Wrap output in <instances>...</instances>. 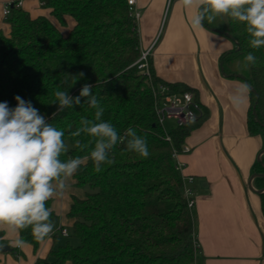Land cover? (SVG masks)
Instances as JSON below:
<instances>
[{
	"label": "trees",
	"instance_id": "trees-1",
	"mask_svg": "<svg viewBox=\"0 0 264 264\" xmlns=\"http://www.w3.org/2000/svg\"><path fill=\"white\" fill-rule=\"evenodd\" d=\"M40 1L61 26H66L67 18L74 25L65 35L49 17L33 18L17 6L11 8L10 33L0 35V102L7 101L14 108L17 95L31 101L49 123L64 131L69 150L61 159L85 157L94 142L83 151L73 145L76 139L87 144L92 138L83 134L72 137L71 133L80 127L82 117L94 119L95 109L85 103L87 98L58 113V105L50 103L57 90L76 97L84 84H90L92 94L104 108L101 120L110 122L120 136L129 127L134 128L146 138L150 155L141 157L128 150L124 141L112 151L114 163L103 165L99 173L88 159L73 176L83 195L72 196L66 215L73 222L66 237L70 239L37 263L202 264L195 245L196 217L188 208L184 180L173 158L175 151L182 153L195 124L166 131L155 112L160 86H167L170 93L195 94L196 90L162 80L151 63L150 79L134 66L141 55L140 38L127 0ZM204 23L217 29L206 20ZM227 25L226 32L240 49L223 56L224 73L242 75L249 89L256 91L250 90L248 130L251 135L264 136V47L250 46L245 24L227 16ZM249 52L255 55L256 63L246 67L244 57ZM240 64H244L242 70L237 69ZM80 73L84 74L82 78L78 77ZM254 108L261 124L255 120ZM263 164L264 156L255 164L254 173L264 174ZM254 185L264 189V177L256 178ZM259 196L264 214V193ZM53 201L49 200L47 206L52 209L55 240L59 234ZM19 234L34 251L48 238L35 237L31 227ZM3 237L0 231V246Z\"/></svg>",
	"mask_w": 264,
	"mask_h": 264
},
{
	"label": "crops",
	"instance_id": "crops-1",
	"mask_svg": "<svg viewBox=\"0 0 264 264\" xmlns=\"http://www.w3.org/2000/svg\"><path fill=\"white\" fill-rule=\"evenodd\" d=\"M18 1L33 18L49 17L65 35L74 25L67 18L66 26H61L40 0H0V35L8 36L11 30L9 18L3 14L5 5ZM137 8L141 13L137 21L140 52L151 49L150 63L159 78L195 89L203 110L185 140L190 151L178 157L182 174L194 178L187 186L195 198V239L202 264H264L261 198L248 185L264 150V136L251 135L248 130L250 89L239 109L231 103L235 89L246 82L221 69L223 56L237 46L205 23L194 29L191 19L195 9L184 8L178 0H137ZM222 30L226 32L228 27ZM68 185L65 194L53 201L58 237L54 240L52 232L34 251L29 244H16L19 233L0 228L3 245L12 249L0 251V264H38L66 242L60 243V229L71 232L73 222L66 215L72 196L83 195L73 177ZM253 186L256 188L254 182Z\"/></svg>",
	"mask_w": 264,
	"mask_h": 264
},
{
	"label": "clouds",
	"instance_id": "clouds-1",
	"mask_svg": "<svg viewBox=\"0 0 264 264\" xmlns=\"http://www.w3.org/2000/svg\"><path fill=\"white\" fill-rule=\"evenodd\" d=\"M178 3L186 9H195L191 19L194 29L202 27L205 20L211 24L217 16L227 15L245 24L253 49L264 47V0H178ZM244 61L246 67L254 65L256 57L249 52ZM83 76L80 73L78 77ZM92 88L84 84L76 97L70 96L68 91L57 90L55 100L50 103L58 105V113L79 105L81 98H87L85 103L95 109L94 119L82 117L80 127L71 133L72 137L83 134L92 138L87 144L76 139L75 148L83 151L93 142L94 147L89 156L67 160L61 159L69 150L63 139L64 131L49 123L31 101L17 95L14 108L7 101L0 102V228L19 233L31 227L35 237H49L54 223L47 202L65 194L68 181L88 159L99 173L103 165L114 163L112 151L118 142L124 141L128 150L143 158L150 155L146 138L138 135L134 128L129 127L124 136H120L110 122L101 120L104 108L92 94ZM248 92V84L241 83L230 98L233 107L239 109ZM23 243L20 239L16 241L18 246Z\"/></svg>",
	"mask_w": 264,
	"mask_h": 264
},
{
	"label": "built area",
	"instance_id": "built-area-1",
	"mask_svg": "<svg viewBox=\"0 0 264 264\" xmlns=\"http://www.w3.org/2000/svg\"><path fill=\"white\" fill-rule=\"evenodd\" d=\"M130 15L137 22L141 16L140 11L137 8V0H127ZM17 6L21 8L22 2H10L5 5L3 14L5 18L11 16V8ZM151 49L141 52L139 59L135 62L134 66L146 77L150 79L151 73L149 70ZM155 112L159 124L164 128V122L166 120H174L176 126H187L196 122L199 115H202L203 110L199 102L197 101L194 93H170L167 86H160L158 97L156 100ZM169 139V138H168ZM190 148L184 146L182 153L189 152ZM180 153L174 152L173 158L176 161V169L181 173L184 180V196L188 203V208L193 211L195 206V198L193 197L192 189L188 188L187 183L193 181V176L185 177L182 174L183 165L178 161ZM61 233L64 237L69 235L68 231L63 228ZM196 248L197 247V244Z\"/></svg>",
	"mask_w": 264,
	"mask_h": 264
},
{
	"label": "water",
	"instance_id": "water-1",
	"mask_svg": "<svg viewBox=\"0 0 264 264\" xmlns=\"http://www.w3.org/2000/svg\"><path fill=\"white\" fill-rule=\"evenodd\" d=\"M212 30H214V31H216V32H220V33L226 35L227 37H229L230 39L233 40V36H232L230 33H227V32H221V31H219V30H217V29H212ZM239 49H240V47L237 48V51H238ZM221 69H222V71H223V73H224L223 65H221ZM224 74H225V73H224ZM234 76H235L236 78H240V79L244 80V77H243L242 75H240V74H236V75H234ZM250 90H252V92H254V93L256 94V91H255L254 89H251V88H250ZM253 115H254V117H255L256 122H258L259 124H261L260 121L258 120V117H257V114H256V110H255V108H254V110H253ZM262 156H264V150H262L261 153L259 154L258 159H257L258 162H262ZM263 165H264V164H263ZM259 177H264V174L254 173V174L251 176L248 185H249V188H250L252 191L256 192L257 194H262V193H264V189H256V188H254V186H253V182H254V180H255L256 178H259ZM0 251H2V252H6V251H12V249H11L9 246H7V245H1V246H0Z\"/></svg>",
	"mask_w": 264,
	"mask_h": 264
},
{
	"label": "rangeland",
	"instance_id": "rangeland-1",
	"mask_svg": "<svg viewBox=\"0 0 264 264\" xmlns=\"http://www.w3.org/2000/svg\"><path fill=\"white\" fill-rule=\"evenodd\" d=\"M206 22H207V20H206ZM208 25H209V23H208ZM210 25L213 26V28H217V29H219V28H221V29L227 28L228 27V25H227V16L226 15L217 16L216 19ZM243 65L244 64L238 65L237 69L238 70H242ZM175 127H176V123H175L174 120H166L164 122V129L166 131H171ZM67 239H70V238H66V237H62L61 236L60 237V243L61 242H65V240H67Z\"/></svg>",
	"mask_w": 264,
	"mask_h": 264
}]
</instances>
